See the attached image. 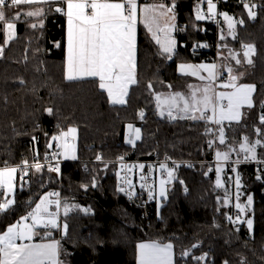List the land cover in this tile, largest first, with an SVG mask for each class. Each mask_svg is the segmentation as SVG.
I'll use <instances>...</instances> for the list:
<instances>
[{
    "label": "trees",
    "instance_id": "16d2710c",
    "mask_svg": "<svg viewBox=\"0 0 264 264\" xmlns=\"http://www.w3.org/2000/svg\"><path fill=\"white\" fill-rule=\"evenodd\" d=\"M176 1L177 49L171 60L161 55L148 28L140 24L139 83L131 87L125 105L111 104L107 93L98 88V78L66 79L67 17L54 10L62 3L4 8L7 17L20 13V18L15 21L16 38L8 43L0 59V166L5 161L10 165L33 162L37 153H48L54 135L71 127L78 131V160L65 162L61 174L50 171L47 165H41L39 171L35 165L21 167L27 175L16 189L15 203L0 214V234L26 216L43 194L60 189L64 201L77 206L67 216L63 214L62 221L68 225L67 234L61 239L63 263L138 264L139 242L158 240L175 244L174 264H183L185 259L192 261L193 254L186 257L183 253L198 251L200 242L205 249L210 248L209 264H264V182L257 178H264V162H245V153L239 151L244 137L250 142L259 139L256 153L264 161V136L255 131L260 128L264 133L260 121L264 114V8L250 19L240 3H224L221 7L243 18L245 24L238 25L234 38L222 39L221 45L229 47L219 59L220 73L229 75L227 69L232 64L236 74L242 73L238 81L254 84L256 90L254 106L246 108L238 123L225 121V143L218 140L215 144L213 134L207 131L213 123L162 118L156 108L157 93L186 90L192 79L180 72L181 62L216 61L217 57L209 21L196 19L199 0ZM36 7L43 8L45 15H25ZM40 21L42 28L30 26ZM2 28L0 25V45L5 41ZM197 40H209L210 46L196 48ZM247 44L256 49L251 65L243 55ZM233 55L242 63L237 64ZM148 83L152 89L146 87ZM49 108L52 114L48 113ZM129 123L140 125L142 130L135 146L125 139ZM216 150L228 153V161L238 162L212 164ZM123 154L203 162L176 169L161 211L157 205L153 217L145 219L141 209L119 190V165L94 161L98 156L115 159ZM219 175L224 179L221 187L216 183ZM229 193L238 195L243 205H247L249 196L252 198L253 204L245 207L243 220L253 219L251 229L246 223L229 219L235 208L223 201ZM85 208L90 211L84 212Z\"/></svg>",
    "mask_w": 264,
    "mask_h": 264
},
{
    "label": "snow or ice",
    "instance_id": "6c2138e0",
    "mask_svg": "<svg viewBox=\"0 0 264 264\" xmlns=\"http://www.w3.org/2000/svg\"><path fill=\"white\" fill-rule=\"evenodd\" d=\"M53 2L63 3L66 6L56 7L54 10L57 13H63L67 17V59H66V79L68 81L84 80L86 78H98V88L107 93L109 102L113 105L127 104L129 89L133 85H137L136 73V28L138 22V4L137 0H0V25H3L5 33L4 44L0 45V59L4 57L5 47L8 43L16 38V22L20 18V13L14 17L6 16L4 8L8 5L20 6L30 5L37 6L40 4H50ZM243 7L247 10L248 18L255 19V6L244 3L241 0ZM174 5L167 6L163 3L159 5H146L142 8L144 20L148 31L152 33V38L156 44L160 46L161 55L166 59L171 60L174 54L176 41L172 38L171 33L175 28V24L165 22L160 24V18L166 17L168 21L175 19L174 16H169L173 12ZM216 5L212 0H208V11L215 15ZM27 17H42L45 15L43 8L36 7L35 10H29L25 13ZM224 20L227 21L230 34H233L237 24H244L243 19H235L227 13H221ZM197 20H203L205 17L199 12L196 16ZM32 28L43 27V22L32 23ZM162 34V36L160 35ZM222 39L224 37H221ZM59 47V45H57ZM244 58L247 64H253L252 56L255 55L256 49L254 45H244ZM235 58V57H234ZM237 64H241V59H236ZM179 70L184 74L198 75L199 70L206 71L208 76H199V79L209 81V85L203 88L191 89L188 93H169L156 94V108L158 114L162 118L170 120L190 119V120H206L210 123L220 126L219 142L225 143L224 127L225 121L229 123L239 122L243 113L242 108L253 107L252 94L256 90L254 84H237L241 74H233V69L228 68L229 82L221 85L224 88H231V92L216 93L211 87V82L216 79L217 65H199L192 66L181 64ZM190 70V71H189ZM148 89H152L153 85L148 83ZM171 87V85H169ZM49 114H52V109H47ZM144 113L141 111L140 118L143 119ZM261 124L264 125V114L260 116ZM130 137L128 143L135 146L137 140L141 138L140 130L129 124ZM75 134L76 129L69 130ZM255 131L261 133V129ZM68 133H61L60 136L52 137L53 140H62ZM35 139V138H33ZM212 142L210 141V144ZM261 144V140L250 142L248 137H244V142L240 145L239 151L245 153V160H256V147ZM51 147V144L48 145ZM67 150V145H64ZM235 150V149H233ZM227 160L228 153L217 152V157ZM73 159L75 156L72 157ZM98 160L102 157L98 156ZM123 159V157H121ZM27 164V161H24ZM135 167V166H134ZM143 170L144 165L138 166ZM162 169H167V165L162 164ZM37 171L41 165L36 164ZM50 171H59V167L50 168ZM131 172V168L128 169ZM16 168L0 169V214L7 212L15 203V174ZM27 175V170H24ZM259 179V177H257ZM142 180L146 177L142 176ZM175 179L174 170L167 169V179H161L159 182V196L166 199L168 188L166 185L172 183ZM127 184V188L121 187L120 191L125 192L129 197L134 193L129 191L133 188L130 179L123 180ZM180 183H183L180 181ZM217 186L221 187V181L217 178ZM95 184H93V187ZM23 187V185H21ZM87 188V185L84 186ZM141 188H149V199L156 198V189L145 184L140 185ZM237 187H239V178L237 177ZM59 196V193H47L39 203L35 204L26 216L22 217L23 224L17 222L6 228L3 234H0V264H61L60 244L58 241L50 243H17L18 240H32L37 233V227L43 228H62L64 234H67V223L59 222V211H49V206L55 204L56 208H60V201H49L50 196ZM239 200V196L236 197ZM252 198H247V205L237 203L235 207L241 212L246 206H250ZM77 207V206H72ZM72 207L64 206L63 214L67 216ZM84 212H89L90 209H83ZM31 218L32 223H27ZM231 219V217H229ZM246 223L248 228H252V220L240 221L239 216L233 223ZM46 235L51 236V232ZM196 247V245H193ZM183 255L188 256L190 252H185ZM140 264H174V253L172 244L142 243L139 245ZM198 261L205 260L204 256L196 257Z\"/></svg>",
    "mask_w": 264,
    "mask_h": 264
},
{
    "label": "built area",
    "instance_id": "2783aa9c",
    "mask_svg": "<svg viewBox=\"0 0 264 264\" xmlns=\"http://www.w3.org/2000/svg\"><path fill=\"white\" fill-rule=\"evenodd\" d=\"M216 4V9H215V15L210 13L208 11V6H206L203 9V13L205 15V19L209 21L210 27L209 33L213 34L215 37V43H216V62L219 63V55L221 53V37L224 31V24H223V18L221 15L222 11V5L224 3H241V0H212ZM244 3H248L249 5H254V11L257 13L261 8H264V0H244ZM6 7H17V6H11L8 5ZM64 7V6H62ZM65 8V7H64ZM247 11V10H246ZM206 46H210V41L209 40H197L194 43V47L196 48H203ZM244 49V47H243ZM245 50V49H244ZM215 84L217 87H220V83L222 81H229V75H221L220 73V68L218 65V72L216 79L214 80ZM207 131L209 133H212L215 135V137L218 136V125H212L210 126ZM61 133H58L56 136H60ZM37 141H39V138H37ZM123 157V159H121ZM78 159H66L63 156V139L62 140H55L53 145L51 146V149L46 153L45 155H41L40 153H37L35 156V160L33 162H28L27 164H21V165H10L8 161H5L2 166H0V169H3L4 167L8 166H16V167H25L29 168L33 165L39 164V165H47L51 168L59 167L58 173H62L63 170V164L67 161H76ZM91 160H85L86 163H88ZM94 161H100L98 159H95ZM108 162H113L119 165V172H118V186L119 190L121 187L127 188V184L123 183V180H128L130 179L133 184V188L130 189L129 191H132L134 194L129 197L125 192H122L123 194L126 195L130 203L137 208L141 209L142 216L145 219H151L153 217V212H154V207H157V199H149V188H141V184H145L148 186H152L156 189V195H157V182H158V176L163 175L166 176V169H162L160 166L162 164L167 165V168L173 169L174 171L176 169H179L182 165L189 164V165H194L195 163L198 162H203V161H196L193 159H173L170 157H154V158H133L130 155H119L117 158L113 160H107ZM245 162H251L256 165L264 162L263 160H260L258 157L256 160H243ZM238 162V161H237ZM233 161H228V160H219L217 157V153H215V158L213 161H211L212 164H222V165H227V164H232V163H237ZM144 165L143 170H141L138 166L139 165ZM135 166V167H134ZM129 168H131V172H129ZM56 172V171H55ZM144 176L146 179L142 180L141 177ZM217 178L220 179L221 184L224 185V179L223 176L219 175ZM216 178V180H217ZM259 180L261 182H264L263 177H259ZM186 186V185H185ZM4 191L3 189H0ZM53 193H59L62 194V192L59 190H51ZM242 212L239 209L234 208L233 211V218L234 220L237 219V217H241ZM48 232L51 233H58L60 236H62V228H56V229H51L47 228L46 233H44V237L48 236L46 235ZM198 251H193L192 255V261L189 259H185V263L188 261L191 264H209V257H210V248L205 249L204 245L200 242L198 245ZM206 254V259L205 260H200L198 261L196 257L199 256H204ZM70 264V263H66Z\"/></svg>",
    "mask_w": 264,
    "mask_h": 264
},
{
    "label": "crops",
    "instance_id": "0c3cea01",
    "mask_svg": "<svg viewBox=\"0 0 264 264\" xmlns=\"http://www.w3.org/2000/svg\"><path fill=\"white\" fill-rule=\"evenodd\" d=\"M161 3H163V4L167 5V6L174 5L173 12L172 13H169V16H174L175 19L172 20V21H168L167 18L164 17V18H160V21L159 22H160L161 25H163L166 21L175 24V28L173 29V31L171 33V36L176 41L175 50L177 49V40H176V36H175L176 30H177V24H176V22H177V15H176L177 14V12H176V4H177V1L176 0H137V4H138V22H137V28H136V73H137V60H138V34H139V27H140V24H143L144 26H146V22L144 20L142 8L144 6H146V5H159ZM199 3L200 4H198V6L203 5V8H202V13H203V9L206 6H208V0H199ZM212 3L215 4L214 2H212ZM63 6L66 9V6L64 4H63ZM221 13H227L229 16H231V17H233V18H235L237 20L243 19V18H237L234 14H232L228 10H222ZM202 15L205 17L204 13ZM222 18H223V24H224V31H223L222 37H224V38H226V37L234 38L235 35L237 34V29H238V25L239 24L236 25V28H235L234 33L233 34H230L227 21L224 20V17L223 16H222ZM244 24H245V20H244ZM160 35L162 36V34H160ZM221 41H222V39H221ZM227 47H229V45H225L224 46V50L221 51L219 59L222 58L224 55L227 54V50H225V48L228 49ZM66 50H67V32H66ZM175 50H174V52H175ZM181 64L192 65V66L212 65V64H215V65H217V72H218V65L220 66V60H219V63H217L216 61H212V60H206V61H200V62H196V63H180L179 65H181ZM206 73H207L206 71L199 70L198 75L188 74V75L192 76V79L185 86L186 91L191 90L189 88L190 85L193 86L194 88H203V87L209 85V81L207 79H205V80L199 79V76H201V75L206 77ZM227 82H229V81H227ZM227 82L222 81L220 83V87H218V89L216 90V93H219V92H229L230 91V88H226L225 91H224V87L221 86L223 84H226ZM237 82H239V81H237ZM239 83H242V82H239ZM213 86H214V81L211 82V87L213 88ZM182 91H184V90H182ZM182 91H180V92H182ZM252 101H253V99H252ZM77 133H78V131H77ZM77 149H78V146L76 147V151H75L76 153H77ZM69 154H70L69 148L67 147V150H65V147H64V157L66 159H73L72 158L73 156H69ZM74 159H77V154H76V156H75ZM4 168H16L17 169V172L15 174V179H14V183L16 185V187H15V193H14V199L16 200V189L18 188V185H19L21 179L25 177L24 170L21 171L20 170L21 167H16V166H8V167H4ZM47 193H53V192L50 191V192H47ZM47 193H45V194H47ZM43 196H44V194L39 198V200L36 203H39L40 199ZM57 199L60 201V208L62 207V212L60 213L61 215H60L59 222L61 224H63L64 222L62 221V219H63L64 204H65L64 200L63 199H59V197L58 196H55V195L49 197V201H55ZM34 207H35V205H34ZM34 207H33V209H34ZM49 207H56V206H55V204H51ZM30 219L31 218H29V220ZM18 222L24 223V221H22V220H20ZM27 222L28 223H32V221H27ZM16 223H14V224H16ZM35 232L37 234L33 236L32 240H30V241H28V240H23V241L18 240L17 243L40 244V243H50V242H53V241H58L59 244H60V250H61V239H62V236H60V234H58V233H51V236H45L44 237V233H46V228H43V227H37L35 229ZM62 235L64 236L63 230H62ZM149 241H152V240H143V241L139 242V245L142 244V243H145V244L151 243ZM173 253H174V263H175L176 252L173 251ZM59 260L61 261V264H66V263H63L62 262V259H61V251H60ZM138 264H140L139 248H138Z\"/></svg>",
    "mask_w": 264,
    "mask_h": 264
},
{
    "label": "rangeland",
    "instance_id": "374dc122",
    "mask_svg": "<svg viewBox=\"0 0 264 264\" xmlns=\"http://www.w3.org/2000/svg\"><path fill=\"white\" fill-rule=\"evenodd\" d=\"M198 4H200V3H198ZM18 7V6H17ZM202 8H203V5H201V6H198L197 8H196V16H197V13L199 12L201 15L203 14L202 13ZM177 15V14H176ZM177 19H178V16H177ZM176 24H177V22H176ZM15 32H16V34H17V27H16V29H15ZM150 35L152 36V33L150 32ZM224 46V45H223ZM222 46V47H223ZM221 51H222V48H221ZM245 51V50H244ZM234 57H235V59H237V55H233ZM219 57H220V55H219ZM203 61H206V60H203ZM209 62V61H208ZM181 63H196V62H181ZM229 68H232L233 69V74H236L237 72L235 71V69H234V67H233V65L231 64V66L229 67ZM208 76V73H206V77ZM228 83V82H227ZM237 84L239 85V84H248V83H239V82H237ZM213 88H214V90H215V92H216V90L218 89V87L216 86V84H215V81H214V86H213ZM225 89L226 88H224V91H225ZM130 91V90H129ZM186 90H184V91H182V92H178V93H188L190 90H188V91H186ZM232 91V89L230 88V91L229 92H231ZM169 93H177V92H172V91H168V92H162V93H157V94H165V95H167V94H169ZM128 98V97H127ZM252 99H253V94H252ZM246 108L247 107H245V108H242L241 109V112L243 113V115H244V112H245V110H246ZM242 115V116H243ZM214 125V124H213ZM220 126H218V128H219ZM72 128H74V127H71V128H68L67 130H61L60 132H64V133H68V135L67 136H65L64 138H63V156H64V144H66L67 146H68V148H69V152H70V154H69V156H76V147L78 146V133H77V131H76V133L75 134H73V133H71L69 130L70 129H72ZM134 128H138L139 130H140V136H142V130H141V127H140V125H135L134 126ZM77 130V129H76ZM213 136H214V140H215V144L217 143V141L219 140V134H218V136L217 137H215V135L213 134ZM141 139V138H140ZM138 141V140H137ZM136 141V142H137ZM219 143V142H218ZM136 144V143H135ZM218 151H219V149H218ZM215 153H217V150L215 151ZM221 153H226V152H224V151H221ZM124 155H128V154H124ZM221 159H223V156H221L220 158H219V160H221ZM107 160H113V159H102V160H100V162H104V163H113V162H108ZM167 169H169V168H167ZM167 169L165 170L166 171V176H163V175H159L158 176V182H157V195H156V199H157V204H158V212H160L161 211V209H162V206H163V204H164V201H165V199L164 198H161L160 196H159V182H160V180L161 179H167ZM22 171V170H21ZM173 182H174V180L172 181V183L171 184H169V185H166V187L168 188V190L170 189V187L173 185ZM236 183H237V181H236ZM44 195H46V194H44ZM59 199H63L64 200V198H63V194H59ZM167 197H168V195H167ZM236 194H234V196L232 195V194H226V196L223 198V201L225 202V204H233L234 205V207H235V205L237 204V203H239L240 204V202L236 199ZM219 199H221V197L219 198ZM65 202V204H64V206L65 205H67V206H69V207H72V205H71V203H70V201L68 200H66V201H64ZM251 204H253V200H252V203ZM241 205H243V204H241ZM236 208V207H235ZM33 209V208H32ZM237 209V208H236ZM49 211H53V212H55V211H59V214L62 212V207L61 208H59V209H57L56 207H49ZM245 214H246V208H245V210L242 212V215H241V217H239V219H240V221H243V220H245ZM61 215V214H60ZM60 215H59V219H60ZM230 217L231 218H233L231 215H230ZM251 220H252V226H253V219L252 218H250ZM236 220V219H235ZM28 221H32L31 219L30 220H28ZM28 223V222H27ZM238 223H241V222H238ZM21 224H23V223H21ZM149 242H151V243H154V242H158V243H160V244H172L173 245V251H175V244L173 243V242H171V241H167V242H163V241H158V240H152V241H149ZM183 264H191L189 261L187 262V263H183Z\"/></svg>",
    "mask_w": 264,
    "mask_h": 264
},
{
    "label": "water",
    "instance_id": "95a60500",
    "mask_svg": "<svg viewBox=\"0 0 264 264\" xmlns=\"http://www.w3.org/2000/svg\"><path fill=\"white\" fill-rule=\"evenodd\" d=\"M129 124L133 125V123H129ZM129 124H128V125H129ZM128 125H127L126 135H125V139H126L127 142H128V140H129V137H130V130H129V128H128ZM133 126H134V125H133ZM53 137H56V135H54ZM54 141H55V140L51 139V142H50L51 146L53 145ZM189 252H190V254H193V251H192V250L189 251ZM186 257H187V256H186Z\"/></svg>",
    "mask_w": 264,
    "mask_h": 264
}]
</instances>
